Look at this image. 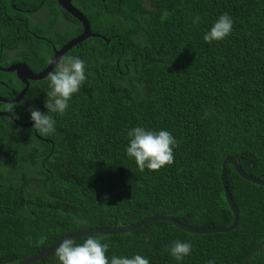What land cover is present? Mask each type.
<instances>
[{
	"label": "trees",
	"instance_id": "1",
	"mask_svg": "<svg viewBox=\"0 0 264 264\" xmlns=\"http://www.w3.org/2000/svg\"><path fill=\"white\" fill-rule=\"evenodd\" d=\"M71 3L99 36L62 56L83 59L87 79L56 117V133L41 136L24 125L32 124L29 105L46 111L47 75L28 80L15 102L22 125L0 116V264H16L78 230L154 214L193 227L228 225L225 156L264 180V0ZM224 13L232 31L205 43L203 33ZM82 29L56 0H0V67L23 62L38 73L53 48ZM23 87L15 72L0 70V97L11 100ZM136 125L175 137L170 165L140 171L125 155L127 129ZM226 176L238 208L232 230L193 233L158 220L88 235L110 243L109 257L140 253L150 264H178L166 246L181 239L193 249L180 264H245L264 236V186L230 164ZM30 264H58L55 251ZM247 264H264V245Z\"/></svg>",
	"mask_w": 264,
	"mask_h": 264
},
{
	"label": "clouds",
	"instance_id": "2",
	"mask_svg": "<svg viewBox=\"0 0 264 264\" xmlns=\"http://www.w3.org/2000/svg\"><path fill=\"white\" fill-rule=\"evenodd\" d=\"M232 26V18L227 13L221 14L203 33L202 40L205 43L223 40L232 31ZM48 62L52 64V70L47 75L49 90L46 92L47 99H44L46 111L28 106L31 129L41 136H52L56 133V117L65 113L69 101L87 79L86 62L78 56L60 57L55 59L54 64L50 58ZM15 107L16 103L12 101L0 103V112L11 113L12 117H17ZM126 138L125 155L134 161L140 171H156L173 162V149L177 141L167 129L136 125L127 129ZM110 247L109 242H102L99 237L92 235H86L79 243L65 237L55 248V256L58 264H150L149 258L140 253L106 256ZM192 249L191 241L181 239H175L166 246V251L178 264L191 254ZM207 264H214V261L209 260Z\"/></svg>",
	"mask_w": 264,
	"mask_h": 264
},
{
	"label": "water",
	"instance_id": "3",
	"mask_svg": "<svg viewBox=\"0 0 264 264\" xmlns=\"http://www.w3.org/2000/svg\"><path fill=\"white\" fill-rule=\"evenodd\" d=\"M57 3L66 11L68 12L71 16L76 18L82 25V31L75 36L72 39H69L67 42H65L59 49L53 48V56L51 57L53 60V64L55 63V59H58L63 56L65 52H67L69 49H71L74 45L77 43L81 42L82 40L86 39L87 37L91 36H99V34L93 33L90 31V26L89 22L86 19V17L83 15L81 11H79L76 7H74L71 3L72 0H56ZM107 41V39H106ZM0 70L5 71V72H15L17 78L24 83V87L21 89V91L13 98V99H7L4 97H0L1 102H6V101H12V102H17L21 99L23 94L26 92L27 87H28V80H36V79H41L44 78L48 73L52 70V64L48 63L47 66L41 70L38 73L33 72L25 63L23 62H17V63H11L5 67H0ZM9 116L13 120V122L17 124H21L18 120H16L14 117L11 116L10 113L7 112H0V116ZM24 125H31V124H24ZM227 164H230L233 169L237 173H239L243 178H245L248 181H251L253 183L263 185L264 186V180L260 179L259 177H253L250 176L246 173L243 172L241 165L239 163V159L235 155H227L225 158L222 160L221 163V172H220V179L223 185V190H224V196L225 200L233 214L232 221L228 225H219V226H208V227H193L189 226L186 224L181 223L179 220L172 216L164 215V214H154L151 216H147L144 218H141L140 220L127 225V226H121V227H95V228H89V229H84V230H78L76 232H73L71 234H68L67 238H72V239H77L81 236L88 235L91 233H96V234H117V233H122V232H128L132 231L146 223L153 222V221H166L172 223L174 226L180 228L183 231L187 232H193V233H212V232H225L232 230L235 228L237 220H238V208L231 196V193L227 187V176H226V166ZM63 237V238H65ZM62 238V239H63ZM61 240V239H60ZM58 240L56 243H54L51 247H49L46 250L37 252L33 255H30L26 257L25 259L17 262L16 264H30L32 262H35L37 260L42 259L43 257L49 255L50 253H53L55 251V248L58 246L59 241ZM264 244V237L245 258L244 263L247 264L248 258L255 252L257 251L262 245Z\"/></svg>",
	"mask_w": 264,
	"mask_h": 264
},
{
	"label": "rangeland",
	"instance_id": "4",
	"mask_svg": "<svg viewBox=\"0 0 264 264\" xmlns=\"http://www.w3.org/2000/svg\"><path fill=\"white\" fill-rule=\"evenodd\" d=\"M243 172L244 173H246V174H248L247 172H245L244 170H243ZM239 174V173H238ZM248 175H250V176H252L251 174H248ZM239 176H241L240 174H239ZM253 177H255V176H253Z\"/></svg>",
	"mask_w": 264,
	"mask_h": 264
}]
</instances>
